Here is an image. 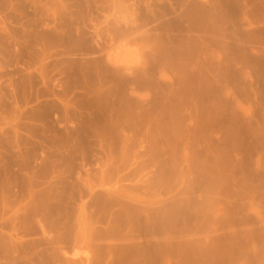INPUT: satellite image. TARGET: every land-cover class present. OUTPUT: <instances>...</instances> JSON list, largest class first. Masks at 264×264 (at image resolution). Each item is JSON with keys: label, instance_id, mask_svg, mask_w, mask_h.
<instances>
[{"label": "rangeland", "instance_id": "1", "mask_svg": "<svg viewBox=\"0 0 264 264\" xmlns=\"http://www.w3.org/2000/svg\"><path fill=\"white\" fill-rule=\"evenodd\" d=\"M0 264H264V0H0Z\"/></svg>", "mask_w": 264, "mask_h": 264}]
</instances>
